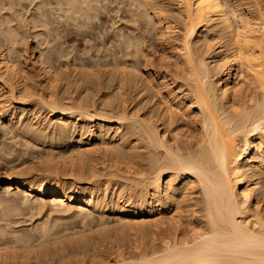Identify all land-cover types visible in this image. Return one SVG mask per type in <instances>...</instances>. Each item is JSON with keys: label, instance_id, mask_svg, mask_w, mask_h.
<instances>
[{"label": "bare ground", "instance_id": "bare-ground-1", "mask_svg": "<svg viewBox=\"0 0 264 264\" xmlns=\"http://www.w3.org/2000/svg\"><path fill=\"white\" fill-rule=\"evenodd\" d=\"M117 1L0 0V264H264V0Z\"/></svg>", "mask_w": 264, "mask_h": 264}, {"label": "rangeland", "instance_id": "rangeland-1", "mask_svg": "<svg viewBox=\"0 0 264 264\" xmlns=\"http://www.w3.org/2000/svg\"><path fill=\"white\" fill-rule=\"evenodd\" d=\"M109 1H111V3H109V2H103L104 3V6H105V8L103 9V10H106V12H108L107 14H106V12H101L100 14V21H99V23L101 22V27H102V30H104L103 32H105V35H106V38H104L106 41L107 40H109V38L110 39H114V34H113V29L114 28H116V27H118V26H121L122 24L123 25H127L126 23L127 22H129V18L126 16L127 15V13L123 10V8L124 7H122L123 6V4H120V3H118V1L116 2V4H120L119 6H117V5H115V2L114 3H112L113 2V0H109ZM116 1V0H115ZM119 1H121V0H119ZM107 3H108V5H107ZM108 6V7H106V5ZM113 5V7H112V5ZM115 7H116V9H115ZM120 7H122V8H120ZM108 8V9H107ZM119 8V11L117 10ZM110 9V10H109ZM112 9H114L119 15H116V13H115V11L114 12H112L113 10ZM121 9V10H120ZM125 10H126V8H125ZM111 11V12H110ZM119 12H121V13H119ZM124 12V13H123ZM102 13H105V14H102ZM113 14V15H110V14ZM109 14V15H108ZM116 16H115V15ZM106 15H108V16H106ZM112 16H114V17H112ZM117 16H119V18H120V16H122V18H123V20L122 19H118V17ZM125 16V17H124ZM109 17H111L110 19H109ZM116 17V18H115ZM124 18H126V19H124ZM128 18V19H127ZM119 20H122V21H119ZM124 20H127V21H125L124 23H123V21ZM103 21V22H102ZM108 23H107V22ZM109 21H111V22H109ZM115 21V22H114ZM119 22V23H118ZM114 23H115V25H116V27H115V25H114ZM117 23H118V25H117ZM104 24V25H103ZM110 24V25H109ZM130 24V23H129ZM107 25V26H106ZM112 25V26H111ZM122 25V26H123ZM107 27V28H106ZM111 27V28H110ZM114 27V28H113ZM107 29V30H106ZM110 29V31H108ZM112 30V31H111ZM106 31H108V33L106 32ZM114 31H115V29H114ZM110 33V34H109ZM109 34V35H108ZM109 36V38H108V36ZM104 39H103V41H104ZM31 43H33L32 41H31ZM109 44L110 43H108L106 46L108 47L109 46ZM110 46H112V44H110ZM101 47V46H100ZM99 47V48H100ZM78 50H82V51H84V46H82V44H80L79 46H78ZM109 48V47H108ZM101 49H103V47H101ZM156 55H159L158 53H156ZM2 171V172H1ZM2 173V174H1ZM0 176L1 177H3V174H4V171L1 169L0 170ZM4 178V177H3ZM3 184H6V183H3Z\"/></svg>", "mask_w": 264, "mask_h": 264}]
</instances>
